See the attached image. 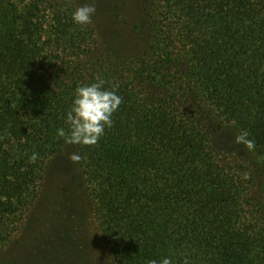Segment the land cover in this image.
I'll list each match as a JSON object with an SVG mask.
<instances>
[{
  "label": "trees",
  "instance_id": "16d2710c",
  "mask_svg": "<svg viewBox=\"0 0 264 264\" xmlns=\"http://www.w3.org/2000/svg\"><path fill=\"white\" fill-rule=\"evenodd\" d=\"M131 2L122 56L73 0H0V249L72 147L111 264H264V0ZM98 79L123 98L114 124L67 145L75 89ZM243 131L246 156L215 148Z\"/></svg>",
  "mask_w": 264,
  "mask_h": 264
},
{
  "label": "rangeland",
  "instance_id": "374dc122",
  "mask_svg": "<svg viewBox=\"0 0 264 264\" xmlns=\"http://www.w3.org/2000/svg\"><path fill=\"white\" fill-rule=\"evenodd\" d=\"M77 7L86 0H73ZM92 17L102 47L122 56L133 52L129 25L135 13L134 4L118 0H96ZM117 14L119 18L117 20ZM116 20L118 22H116ZM217 150L246 156L234 144L230 132L213 136ZM72 147L49 164L36 202L12 242L0 249V264H111L101 244L94 215L81 184L80 169Z\"/></svg>",
  "mask_w": 264,
  "mask_h": 264
},
{
  "label": "clouds",
  "instance_id": "9594fccd",
  "mask_svg": "<svg viewBox=\"0 0 264 264\" xmlns=\"http://www.w3.org/2000/svg\"><path fill=\"white\" fill-rule=\"evenodd\" d=\"M96 12V0H86L72 12L71 18L74 24L86 26L91 24ZM105 83L103 79H98L75 89L74 98L66 114L68 127L57 129V135L63 138L67 145H95L99 143L106 129L113 126L114 113L119 110L123 98L115 88H105ZM249 136L247 131L240 132L234 142L251 150L255 147V142ZM38 157L39 154L33 152L30 160L35 162ZM71 158L79 160L80 156L73 153ZM146 264H173V260L171 257H163L159 261L150 259ZM184 264H188L186 258Z\"/></svg>",
  "mask_w": 264,
  "mask_h": 264
}]
</instances>
